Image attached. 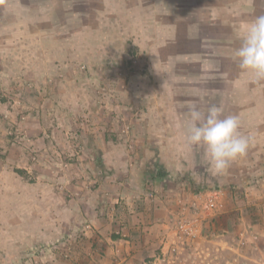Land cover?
<instances>
[{
    "label": "rangeland",
    "instance_id": "rangeland-1",
    "mask_svg": "<svg viewBox=\"0 0 264 264\" xmlns=\"http://www.w3.org/2000/svg\"><path fill=\"white\" fill-rule=\"evenodd\" d=\"M259 15L264 0H0V264H264V138L218 176L175 138L166 182L146 176L155 104H217L206 69L238 65Z\"/></svg>",
    "mask_w": 264,
    "mask_h": 264
},
{
    "label": "crops",
    "instance_id": "crops-1",
    "mask_svg": "<svg viewBox=\"0 0 264 264\" xmlns=\"http://www.w3.org/2000/svg\"><path fill=\"white\" fill-rule=\"evenodd\" d=\"M197 22L199 26H205L204 20H199L198 18ZM209 50L211 51H209L208 54L212 55L214 60L220 59L223 63V61L229 58L228 51L222 46ZM213 50L217 52L214 51V53H211ZM216 65L217 64L214 63L213 66H211L212 68L208 67L206 70H208V72L211 74L212 82L213 76L216 77V75L220 72L222 91H220V96L216 98L218 103L206 104L205 102V104H195L196 107L202 113H206L209 107L215 105L222 109V117L235 115L239 118L241 125L240 132L243 135H250L252 137L251 143L255 141H261V139L263 140L264 137L261 135L264 133V88H262L264 87V81L253 83V75L251 73L243 72L238 67V65L234 67L233 70L228 68L224 69L223 67L221 68V65ZM213 88L214 86L212 84V91L215 89ZM187 103L183 104V102H181V104H155L153 111L148 114V148L151 151H155V154L152 156L154 157L152 159L153 168L151 167L146 171V176L150 177L149 181L156 183V187L159 186L157 185L158 183L166 182L165 175L167 172L163 171L164 163L162 162L165 152L170 150V153H168L169 156L171 158L177 157V150L174 149L173 145L171 144L172 140L175 138L185 139V125L189 118V105H192L189 104V101ZM154 140L156 141V144L151 145L153 143L152 141ZM249 149L250 146L246 155L250 154V152H248ZM258 150L260 151L259 148ZM204 155V153H201L200 157ZM258 166L259 168L254 169V173L259 174L258 180L259 184H261V173L264 171L260 168V164H258ZM255 187H257V185H255Z\"/></svg>",
    "mask_w": 264,
    "mask_h": 264
},
{
    "label": "clouds",
    "instance_id": "clouds-1",
    "mask_svg": "<svg viewBox=\"0 0 264 264\" xmlns=\"http://www.w3.org/2000/svg\"><path fill=\"white\" fill-rule=\"evenodd\" d=\"M240 46L234 60L253 83L264 81V15H259L239 35ZM185 139L190 146H203L213 175H223L231 164L246 155L252 137L240 132L235 115L222 117V109L213 105L206 113L189 105Z\"/></svg>",
    "mask_w": 264,
    "mask_h": 264
}]
</instances>
